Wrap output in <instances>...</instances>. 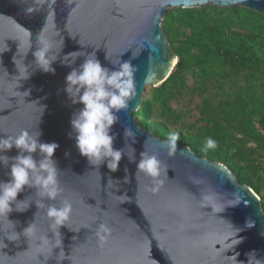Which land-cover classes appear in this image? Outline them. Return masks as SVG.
<instances>
[{
    "label": "water",
    "instance_id": "1",
    "mask_svg": "<svg viewBox=\"0 0 264 264\" xmlns=\"http://www.w3.org/2000/svg\"><path fill=\"white\" fill-rule=\"evenodd\" d=\"M30 2L0 0V136L7 138V134L27 129L42 132L41 142L59 145L53 159L65 190L60 199L71 200L74 211L68 226L59 229L63 246L53 253L38 249L35 239L28 241L22 235L24 228L35 222L40 236L47 234L54 240L55 234L50 232L44 210L36 204L37 190L26 186L17 200L31 197V206L9 214L21 235L10 241L0 232V264H237L234 255H238V262L248 264L247 254L252 251L257 258H264V210L255 190L240 183L227 165L200 156L188 145L177 142L176 152L169 155L168 139L144 129L134 118L146 87L164 83L179 61L162 27L167 11L238 5L264 14V0H73L71 4L56 0L52 9L26 15L23 7ZM49 12L52 20L47 36L57 54L59 41L64 40L60 59L53 63L54 74L29 65L35 59L36 34ZM52 23L56 31L51 29ZM25 30L32 33L33 48L25 64L33 74L20 81L14 57L17 55L23 70L18 49L21 42L20 52L27 51ZM94 50L104 66L113 67L105 58L107 54L112 60L130 61L135 68L137 95L118 113L120 121L112 131L118 134L116 149L125 146V127L136 133V142L128 141L135 149L136 162L131 163L125 155L116 172H111L106 162L95 169L80 155L74 134L69 138L73 113L83 105L72 104L64 91L65 78L72 69L61 60L73 51ZM145 148L168 170L162 173L163 184L156 192L147 190L152 185L143 174L136 179V164ZM128 152L131 154V148ZM5 154L13 157L18 150ZM34 157L40 158L38 153ZM9 171L0 165V181L10 179ZM126 175L128 183L124 182ZM205 195L211 200L204 201ZM43 202L57 203L47 198ZM12 207L15 209V204ZM100 222L112 229L103 247L95 235ZM249 222L253 226L249 227ZM0 224L6 230L12 228L6 218H0ZM251 264H255V257Z\"/></svg>",
    "mask_w": 264,
    "mask_h": 264
},
{
    "label": "clouds",
    "instance_id": "2",
    "mask_svg": "<svg viewBox=\"0 0 264 264\" xmlns=\"http://www.w3.org/2000/svg\"><path fill=\"white\" fill-rule=\"evenodd\" d=\"M69 4L73 0H67ZM56 0H31V2L23 7V12L26 15L42 12L46 8L52 9ZM81 5H77L80 7ZM52 20L51 12L45 17V23L40 31L36 34L35 44L36 50L32 52L34 56L33 64L36 69L42 70L45 73H55L53 63L60 59V54L64 48V40L59 41L60 49L57 54L54 49V43L51 41L47 33L49 32V21ZM51 29L56 31L55 24H51ZM25 34L29 37L27 51L20 52V44L18 53L23 59L24 69L21 70L17 63V55L14 57L20 81L27 80L33 74L30 72L29 65L25 64V58L30 50L33 48L31 40L32 33L25 30ZM59 35V32H56ZM3 52H0L2 54ZM83 57V62L78 67H74L79 58ZM113 66L109 68L102 65L98 59L96 51H73L63 55L61 63L70 67L72 70L65 78V88L68 98L72 104H82L83 107L73 113L71 119L72 132L69 133V138H75L76 148L81 156L86 157L88 163L95 169L100 168L106 162L107 168L111 172H116L119 169L122 158L127 155L131 163L136 162L135 149L128 143L132 140L136 142V133L129 127L124 128L125 146L120 149L114 148V141L118 134L113 133V126L119 123L120 118L118 113L121 110H126L130 101L137 95V86L134 80L135 68L130 61L122 62L120 60H112L107 54L105 57ZM7 134V133H4ZM42 132H30L27 129L21 130L18 134H7V138L0 136V165L4 168H10L7 173L10 179L8 181H0V218H6L8 223L12 226L11 230H6L3 224H0V232L4 233L10 241H16L20 238V233L15 231V224L9 220V214L15 210L24 212L31 206V197L25 200H17L18 194L25 190V187L35 188L36 204L40 210H44V214L50 222V232L54 233V240H50L45 234L40 236L37 233L36 223H30L28 227L24 228L22 235L28 238V241L35 239L36 247L40 250L48 249L53 253L56 248H61L62 236L59 231L61 226L67 225L71 219L74 211L71 200L64 198V188L62 187L59 175L57 162L53 159L54 154L59 147L55 142L46 143L41 142L40 136ZM179 141L178 133H170L168 137L169 155H172L177 150V142ZM147 143V141H146ZM145 143V145H146ZM217 142L208 137L204 146V150L213 149ZM13 148L18 150V154L9 157L5 153ZM131 148V154L128 149ZM146 149V148H145ZM39 154V159L34 157V154ZM136 179L143 174L144 177L151 181V187L147 190L156 192L163 184L160 179L162 173L168 171L161 159L155 155L150 154L147 149L140 153V160L136 164ZM127 169L125 172L127 173ZM119 183V181H117ZM124 182H130V178L126 175ZM57 202L45 204L43 200ZM204 201H210L211 197L205 195ZM15 204V209L12 205ZM213 212L216 211L215 205L212 206ZM37 216V214H36ZM99 219V218H97ZM36 221V218H35ZM249 227L253 226L249 222ZM112 229L109 224L105 222L98 223L95 235L98 238V244L103 247L111 237ZM237 236V234H236ZM240 240L237 239V244ZM237 264V256L234 255ZM251 264L253 257H255V264H264V258H257V253L252 251L247 254ZM75 264V262H72Z\"/></svg>",
    "mask_w": 264,
    "mask_h": 264
},
{
    "label": "trees",
    "instance_id": "3",
    "mask_svg": "<svg viewBox=\"0 0 264 264\" xmlns=\"http://www.w3.org/2000/svg\"><path fill=\"white\" fill-rule=\"evenodd\" d=\"M162 27L179 61L171 76L156 87L152 100L144 101L134 113L142 116L144 129L162 139H168L170 132L163 123L150 120L153 105L160 103L164 113L171 112V102L189 90L187 73L200 78V92H207L211 81L228 80L233 74L245 73L250 91L253 81L264 78V14L238 5L178 8L167 11ZM200 112L204 129L191 138L179 137L178 142L227 165L240 183L260 195L261 187L248 170L256 163L257 152L264 151V99L239 91L234 99L229 96L217 105L205 99ZM208 137L217 145L205 151ZM251 143L256 147H249Z\"/></svg>",
    "mask_w": 264,
    "mask_h": 264
},
{
    "label": "rangeland",
    "instance_id": "4",
    "mask_svg": "<svg viewBox=\"0 0 264 264\" xmlns=\"http://www.w3.org/2000/svg\"><path fill=\"white\" fill-rule=\"evenodd\" d=\"M172 38V35H171ZM227 80H220L218 82H210L207 92H200L199 86L201 84L200 78L194 76L192 72L187 73L189 90L183 96H179L172 101L171 112L164 113L160 103L153 105L150 120L163 123L170 133H178L179 137H188L195 132L201 131L205 127V120L200 112L205 99H212L217 105L221 99H234L239 91L247 92V94H254L257 98L264 99V78L257 79L252 82L253 90L250 91L251 83L247 80V75L241 73L239 75L233 74ZM220 79V76H218ZM157 86L149 85L143 94V102L151 101ZM219 87H222L221 89ZM247 97V96H246ZM149 113V112H148ZM147 113V114H148ZM135 120L142 122V116L137 113L134 115ZM255 124L258 127V120L255 119ZM182 136H181V135ZM170 135V134H169ZM236 137H240L239 132H235ZM193 136H190V138ZM256 147V144H249V147ZM255 164L248 172L253 176L254 181L261 187L259 197L262 199V206L264 208V151L260 150L255 155Z\"/></svg>",
    "mask_w": 264,
    "mask_h": 264
}]
</instances>
